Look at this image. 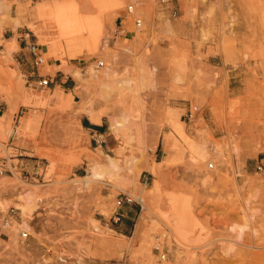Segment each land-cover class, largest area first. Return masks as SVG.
<instances>
[{"label": "rangeland", "instance_id": "obj_1", "mask_svg": "<svg viewBox=\"0 0 264 264\" xmlns=\"http://www.w3.org/2000/svg\"><path fill=\"white\" fill-rule=\"evenodd\" d=\"M45 1L0 0V33L6 37L0 93L20 94L0 156L19 152L8 145L16 123L33 109L29 96L52 88L62 73L72 94L66 109L89 119L81 108L88 101L104 124L93 148L121 164L90 184H75L72 178L88 173L93 153L87 149L80 160L70 157L77 164L68 175L52 167L45 186L0 176V264H264V171L256 167L264 158V0H123L116 16L107 13L101 22L96 52L83 47L66 55L53 33L46 62L38 67L26 41L41 42L31 24ZM94 1L55 0L97 16ZM130 3L136 15L128 12ZM120 21L126 34L105 44ZM94 68L101 75L95 81L89 79ZM72 69L81 70L85 82ZM49 76L50 85H39ZM175 103L184 114L171 121L167 110ZM195 105L199 110L189 120ZM116 121L120 126L113 129ZM135 164V190L123 189ZM28 191L38 208L26 219L29 228L17 205ZM123 193L143 201L117 209ZM170 195L190 205L195 225L188 245L164 221ZM127 206L134 222L125 230L123 218L115 222L112 216Z\"/></svg>", "mask_w": 264, "mask_h": 264}, {"label": "crops", "instance_id": "obj_2", "mask_svg": "<svg viewBox=\"0 0 264 264\" xmlns=\"http://www.w3.org/2000/svg\"><path fill=\"white\" fill-rule=\"evenodd\" d=\"M116 11L114 9L110 13L113 18L117 14ZM4 39H6L5 35L0 33V50L3 49L2 41ZM40 40L41 42H51L52 35L44 39L40 38ZM41 42H38V44L43 45ZM49 51V46H47V57ZM47 71L49 69H46ZM58 76L56 84L52 88L41 90L40 93L32 97L29 96L28 105L33 107V109L25 113L21 120L16 123L17 129L11 135L10 140L20 150L30 152L38 157L48 158L59 175H68L72 167L77 163H70L66 159L67 155H75L80 160L81 153H85L88 149L93 153L91 157L104 160L101 156V150L98 151L97 147L93 148V141L96 139L95 135L101 131L104 124L102 119L100 123H97L92 121L90 116H88L89 119L84 118L66 109L72 104V94L68 91L71 87L69 84H65L67 78L62 73H59ZM66 102H69V105H64ZM48 105H50L49 108H47ZM19 106V93L7 96L0 93V111L2 112L0 114V140L8 137L10 131L5 127L11 123L12 117ZM183 110L184 106L182 104L175 103L170 105L167 110L168 118L171 121L180 120L184 114ZM90 124L98 125L101 129L90 126ZM28 169L33 170L31 163ZM109 194H111L110 191L105 195ZM132 209L131 206H127V211L122 213V226L125 230H128L129 225L132 226L134 222Z\"/></svg>", "mask_w": 264, "mask_h": 264}, {"label": "bare ground", "instance_id": "obj_3", "mask_svg": "<svg viewBox=\"0 0 264 264\" xmlns=\"http://www.w3.org/2000/svg\"><path fill=\"white\" fill-rule=\"evenodd\" d=\"M94 3L96 4L97 8L100 9V12L97 16H93L92 14L82 15L76 13L70 7L57 4L55 0L41 2L35 8L36 12L34 17L36 20L31 24L32 29L43 39L49 35H52L53 33H58V36L62 41L60 48L62 52L66 53V55L68 54L70 56H75L79 53V51L81 52L83 47L86 49L92 48L93 51L96 52L99 48V42L102 36L101 22H103L107 17L106 14L118 8L123 3V0H95ZM41 44L46 46L49 45L50 47L51 42L42 41ZM12 51L13 49H10L11 53ZM107 69H109V67H107ZM70 73L78 80V82H85L86 79L84 73L81 70L72 69ZM100 78L101 75L99 70L94 68L89 79H93L95 81L99 80ZM81 108L90 115L92 121L97 123L101 122V115L95 113L92 110L88 101L83 102L81 104ZM118 126H120V123L112 122L113 129H117ZM101 156L104 158V160L91 157L88 173L83 177H79L78 179L72 178V181L75 182V184H78L79 181L83 182L84 184H90V182H92L95 177L102 176L104 172H112L113 170L120 168L121 162L118 157L103 153V151H101ZM70 157L75 160L79 159L75 155H67L66 159L69 162L71 159ZM53 163L56 164L55 161H53ZM52 167L54 168L53 164ZM128 171L129 174L127 179L129 180V186L124 185L123 189L134 191L138 181V176L140 174V169L137 167V164H135L128 168ZM20 199H22L23 202L17 203V205L21 209L22 215L25 216L22 225H25L27 228H29L26 219L32 218L33 214L38 210V208L36 207V203L34 202V197L31 191L22 193ZM168 199L169 212L164 215V221L168 228L171 229L172 235H174L176 240H178V242L183 245H188L189 238L194 232L195 225L190 205L188 204V201L183 200L177 195H170ZM141 200L143 201L142 198Z\"/></svg>", "mask_w": 264, "mask_h": 264}, {"label": "built area", "instance_id": "obj_4", "mask_svg": "<svg viewBox=\"0 0 264 264\" xmlns=\"http://www.w3.org/2000/svg\"><path fill=\"white\" fill-rule=\"evenodd\" d=\"M168 0H161V3H165ZM128 12L132 14H137L135 4L130 3L127 6ZM172 14L174 17H177L178 11L176 9L172 10ZM143 23V18L140 16H136L135 24L136 26H141ZM126 34L122 21L120 23H116V28L113 31V35L108 36L106 42L110 44L111 38H116L119 35ZM26 49L31 54L34 65L40 66L46 61V52L43 48V45L38 44L37 42H27L26 41ZM99 66H104V60H98ZM49 76L48 78H40L37 82L41 86H48L52 83V79ZM199 108L195 105L194 107H190L188 110V118L192 120L197 114ZM9 147L19 150L17 154H10L8 156H0V176H9V177H18L24 183H33L37 185H47L52 181V178H49V171L52 169L51 161L46 157H38L35 154H32L27 151L20 150L16 147V145L9 140ZM33 165V170H29V164ZM209 167L213 168L214 163H209ZM259 171H264V158H261L257 161L256 165ZM18 175V176H17ZM48 177V178H47ZM141 198L136 199L131 196L129 193L121 194L117 199V209L121 208L125 204H132L139 202L141 203ZM114 212L112 218L115 222L122 220V214L119 211ZM23 237H28L29 232L22 231ZM165 257V255H164Z\"/></svg>", "mask_w": 264, "mask_h": 264}, {"label": "trees", "instance_id": "obj_5", "mask_svg": "<svg viewBox=\"0 0 264 264\" xmlns=\"http://www.w3.org/2000/svg\"><path fill=\"white\" fill-rule=\"evenodd\" d=\"M90 126H93V127L97 128V129H101V127L98 126V125L90 124ZM101 130H102V129H101Z\"/></svg>", "mask_w": 264, "mask_h": 264}]
</instances>
